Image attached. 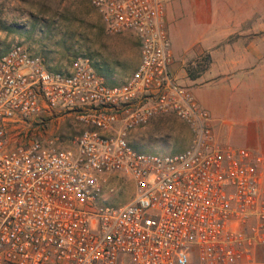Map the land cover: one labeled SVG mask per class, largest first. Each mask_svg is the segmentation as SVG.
Wrapping results in <instances>:
<instances>
[{
	"label": "built area",
	"instance_id": "built-area-1",
	"mask_svg": "<svg viewBox=\"0 0 264 264\" xmlns=\"http://www.w3.org/2000/svg\"><path fill=\"white\" fill-rule=\"evenodd\" d=\"M87 1L106 32L134 34L139 61L108 84L86 57L55 72L22 43L0 56V264H264V155L218 142L173 78L163 3ZM70 111L73 147L23 129ZM160 115L182 121L189 144L136 150L131 132ZM109 177L132 182L128 202H102Z\"/></svg>",
	"mask_w": 264,
	"mask_h": 264
},
{
	"label": "rangeland",
	"instance_id": "rangeland-1",
	"mask_svg": "<svg viewBox=\"0 0 264 264\" xmlns=\"http://www.w3.org/2000/svg\"><path fill=\"white\" fill-rule=\"evenodd\" d=\"M227 5L225 19L231 28L224 43L239 59L237 64L247 65L243 56L254 54L255 65H263V59L258 56L264 55V0H230ZM14 43L25 45L31 53L42 58L48 70L55 72H65L73 59L86 57L109 84L125 80L139 61L134 34L106 32L87 0H0V56ZM206 61L202 56L187 67L198 72L206 67ZM261 76L262 70L257 72V77ZM228 104L234 107L240 102H233L229 95ZM234 116L226 110L221 118L231 121L233 131H236ZM81 128L72 111L31 117L29 124L23 127L27 135L52 139L62 147H73ZM216 140L244 146L237 137L219 136ZM189 142L188 127L173 116L163 122L152 119L130 134L131 145L146 153H176ZM133 189L131 181L109 177L102 187L101 200L113 206L121 205L132 198Z\"/></svg>",
	"mask_w": 264,
	"mask_h": 264
},
{
	"label": "crops",
	"instance_id": "crops-1",
	"mask_svg": "<svg viewBox=\"0 0 264 264\" xmlns=\"http://www.w3.org/2000/svg\"><path fill=\"white\" fill-rule=\"evenodd\" d=\"M160 1L171 45L173 78L189 87L199 104L211 113L215 139L237 137L243 147L264 155V64L256 66L254 54L243 56L247 65L237 64L239 59L224 43L231 28L225 19L230 0ZM207 54L210 62L206 68L190 78L187 66ZM258 57L264 61V55ZM260 70L261 78L257 77ZM229 95L240 105L229 106ZM226 110L235 115L236 131L231 121L221 118ZM170 116L173 115L153 119L163 122Z\"/></svg>",
	"mask_w": 264,
	"mask_h": 264
},
{
	"label": "trees",
	"instance_id": "trees-1",
	"mask_svg": "<svg viewBox=\"0 0 264 264\" xmlns=\"http://www.w3.org/2000/svg\"><path fill=\"white\" fill-rule=\"evenodd\" d=\"M205 59L207 60L206 62H207V64L205 65V66H207L208 65V63L210 62V57H209V55L207 54V55H205ZM206 67H204L203 69H200V70H198V72L196 71H192L191 70V68L190 67H187V73H188V76L190 77V78H195L197 75H198V73L200 72V71H202V70H204ZM96 72V71H95ZM97 73V72H96ZM106 82V81H105ZM107 83V82H106ZM109 84V83H108Z\"/></svg>",
	"mask_w": 264,
	"mask_h": 264
}]
</instances>
